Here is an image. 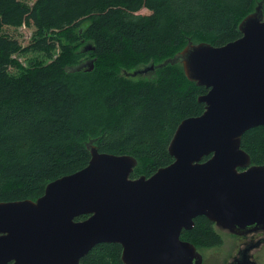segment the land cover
Wrapping results in <instances>:
<instances>
[{
  "label": "trees",
  "instance_id": "1",
  "mask_svg": "<svg viewBox=\"0 0 264 264\" xmlns=\"http://www.w3.org/2000/svg\"><path fill=\"white\" fill-rule=\"evenodd\" d=\"M259 3L264 15V0H0V201L35 200L49 182L86 166L88 138L100 152L134 156L142 169L135 166L132 178L170 164L174 131L204 111L198 96L207 88L188 80L180 63L137 81L125 71L173 57L188 34L213 45L239 37V21ZM22 24L33 28L25 45L4 31ZM82 40L80 53L93 56L85 68L73 66ZM56 47L49 62L9 72L14 53L50 56ZM241 147L251 164H264V124L246 129ZM212 224L197 216L181 238L196 249L218 244ZM121 249L99 242L80 263L123 264Z\"/></svg>",
  "mask_w": 264,
  "mask_h": 264
},
{
  "label": "water",
  "instance_id": "2",
  "mask_svg": "<svg viewBox=\"0 0 264 264\" xmlns=\"http://www.w3.org/2000/svg\"><path fill=\"white\" fill-rule=\"evenodd\" d=\"M260 6L242 18L233 40L188 43L161 63L125 71L180 63L188 80L207 88L198 96L204 111L174 131L173 161L131 178L134 156L88 144L87 165L49 182L35 200L0 201V264H81L99 242L120 244L123 264H201L195 245L180 239L193 217L235 234L264 228V164H251L241 147L242 133L264 124ZM81 215L88 217L75 220Z\"/></svg>",
  "mask_w": 264,
  "mask_h": 264
},
{
  "label": "rangeland",
  "instance_id": "3",
  "mask_svg": "<svg viewBox=\"0 0 264 264\" xmlns=\"http://www.w3.org/2000/svg\"><path fill=\"white\" fill-rule=\"evenodd\" d=\"M261 4V3H259ZM258 4V5H259ZM256 5V7L258 6ZM255 7V9H256ZM254 11V10H253ZM142 12H148L146 10H143ZM242 20V19H241ZM240 20V21H241ZM239 21V22H240ZM4 31L7 33L12 34V36L19 39V41L25 45L30 38L31 33L33 32V28L31 26H28L26 24H22L19 27H5ZM191 34H188L186 37V44L188 43H194L197 44L199 42H193L191 39ZM201 42V41H200ZM184 44V45H186ZM88 45L87 41H80L75 45V52L78 53L77 60L80 62H77L73 66L81 65V68H85L87 65L86 62L90 61L93 56H91V53L89 51H86L85 53H80L84 47ZM183 45V46H184ZM60 52V49L56 47L50 56L46 55L42 51H22L19 53H14L12 56V59L14 61V66L9 68V72L11 74H17L15 76H18L23 72V69H26L32 62L35 61H42L44 63L49 62L51 59L55 58L58 53ZM61 58L65 60H69V56L66 54L60 55ZM36 64V63H32ZM69 64H67V67L71 68L73 67ZM128 71L132 72L133 69H127ZM122 74L124 71H122ZM155 72V71H154ZM154 72L151 73H138L135 76L127 75L132 81H137L138 79H146L147 77H152ZM19 73V74H18ZM85 145L87 147L88 144L94 145L93 138H88L85 142ZM136 166L140 167L142 169V165L138 162L136 163ZM218 229H216L214 226L212 229L217 232L221 236V241L218 244L214 245H208V246H202L198 247V251L204 256L205 262L204 264H212L213 260L216 262V264H229L228 261L231 259V255L235 253L236 246L239 244L238 238L234 237L230 231L225 230L221 228L220 226ZM255 257L258 259L259 264H264V243L260 245V247L254 251Z\"/></svg>",
  "mask_w": 264,
  "mask_h": 264
},
{
  "label": "flooded vegetation",
  "instance_id": "4",
  "mask_svg": "<svg viewBox=\"0 0 264 264\" xmlns=\"http://www.w3.org/2000/svg\"><path fill=\"white\" fill-rule=\"evenodd\" d=\"M146 73H151V71L146 72ZM204 157H206V156L202 157L201 162H204L207 159H209V157H211V154L208 155V157L206 159H203ZM197 216L192 218V226L194 224V219ZM87 217H88V215H87ZM80 220H83V219H80ZM213 226L216 229L219 228V227H217L218 225H216L215 222L212 224V227ZM182 230H187V229H182ZM225 230H227V229H225ZM231 234L234 237L238 238L239 244L236 246L235 253H233L231 255V259L228 261V263L229 264H259L258 259L255 257L254 251L257 250L260 247V245L264 243V228L250 230L248 232H244L241 234H235V233L231 232ZM180 239L185 240V239L181 238V233H180ZM121 251H122V249H121ZM204 262H205V259H204V256L202 255V263L201 264H204ZM212 264H216V262L213 260Z\"/></svg>",
  "mask_w": 264,
  "mask_h": 264
}]
</instances>
